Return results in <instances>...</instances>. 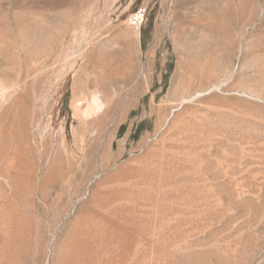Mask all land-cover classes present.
<instances>
[{
  "label": "rangeland",
  "instance_id": "rangeland-1",
  "mask_svg": "<svg viewBox=\"0 0 264 264\" xmlns=\"http://www.w3.org/2000/svg\"><path fill=\"white\" fill-rule=\"evenodd\" d=\"M93 192L90 264H264V0H0V263Z\"/></svg>",
  "mask_w": 264,
  "mask_h": 264
},
{
  "label": "bare ground",
  "instance_id": "bare-ground-1",
  "mask_svg": "<svg viewBox=\"0 0 264 264\" xmlns=\"http://www.w3.org/2000/svg\"><path fill=\"white\" fill-rule=\"evenodd\" d=\"M105 87V86H104ZM103 88H101L102 90ZM106 89V88H105ZM99 90V91H101ZM103 91V90H102ZM101 91V92H102ZM100 92V93H101ZM99 93V94H100ZM97 94V93H96ZM106 95V93H105ZM96 96V95H95ZM102 96V95H100ZM99 98V97H98ZM97 99V98H96ZM95 100V99H94ZM100 100V99H99ZM93 101V100H92ZM104 101V100H103ZM95 102V101H94ZM93 103V102H92ZM95 104H97L96 110L97 108H100V103L98 104L97 101L95 102ZM91 105V104H90ZM90 105H88L87 107H89ZM94 105V104H93ZM92 106V105H91ZM90 106V107H91ZM96 106V105H95ZM94 107V106H93ZM91 109V108H90ZM89 108L87 110H90ZM80 110V109H79ZM78 110V111H79ZM95 110V109H94ZM16 155V154H15ZM97 177V176H96ZM95 177V178H96ZM18 179V178H17ZM107 179V178H106ZM95 180V179H94ZM92 183V182H90ZM109 196V195H108ZM102 197V196H101ZM107 197V196H106ZM99 197L96 196V194L93 192L89 198V202L85 203L84 206L80 209L78 215L74 218V223L72 226V229L69 231L68 235L66 236V240L65 243H63V246L61 247V261L60 264H90V260H86L85 258H83V254L85 255V252L87 251V242L85 241V239H83V228L85 226V223L95 219V213L93 210V205L98 203V202H102L105 201L107 199H102V201H99L98 199ZM104 198V197H103ZM85 200H87V196H82L77 200V203H81L84 202ZM106 202V201H105ZM113 202V201H112ZM90 203V204H89ZM105 206V205H104ZM95 208V207H94ZM16 219V218H15ZM117 222V221H116ZM114 221L112 222H104V225L107 228L108 231V235L107 237H109L110 240V252H109V256H108V260L106 264H116L117 261H115V250H116V245L115 244H119L117 243V238L119 236H121L123 234L122 230L120 229V227L118 226L119 224L116 223ZM90 223V222H89ZM116 223V224H115ZM100 224V223H99ZM118 224V225H117ZM12 227V226H11ZM105 228V229H106ZM10 229V228H9ZM12 229V228H11ZM14 229V228H13ZM86 229V228H85ZM84 229V230H85ZM107 234V232H106ZM90 236V235H89ZM87 237V235L85 236ZM9 238V237H8ZM88 239V238H87ZM86 239V240H87ZM101 239V238H100ZM103 239V238H102ZM93 240V239H92ZM97 240V239H95ZM105 240V239H104ZM11 241V240H10ZM89 241V239H88ZM102 241V240H101ZM1 242V241H0ZM16 242V241H15ZM4 243V242H3ZM94 243V242H93ZM91 244V243H90ZM96 244V243H94ZM107 244V243H106ZM105 244V245H106ZM12 245V244H11ZM102 245V244H100ZM14 246V245H12ZM90 246V245H89ZM95 246V245H94ZM8 247V246H6ZM15 247V246H14ZM97 247V245H96ZM3 248V247H2ZM101 248V247H100ZM8 249V248H7ZM4 252H7L8 250H12L11 247H9V249ZM103 249V248H102ZM2 250V249H1ZM91 250V248H90ZM96 250V249H95ZM93 250V251H95ZM14 251V250H12ZM108 251V250H107ZM119 252V251H118ZM8 253V252H7ZM117 253V252H116ZM13 254V253H12ZM92 254V253H91ZM89 256H92V255ZM101 254V253H100ZM5 255V254H4ZM1 256V254H0ZM9 256V255H8ZM13 256V255H12ZM88 256V258H89ZM117 256V255H116ZM4 257V256H3ZM86 258H87V254H86ZM87 258V259H88ZM92 258V257H91ZM97 258V257H96ZM5 259V258H4ZM8 259V258H7ZM10 259V258H9ZM90 259V258H89ZM7 261V260H6ZM11 261V260H10ZM13 261V260H12ZM0 264H7L4 260L1 261Z\"/></svg>",
  "mask_w": 264,
  "mask_h": 264
},
{
  "label": "built area",
  "instance_id": "built-area-1",
  "mask_svg": "<svg viewBox=\"0 0 264 264\" xmlns=\"http://www.w3.org/2000/svg\"><path fill=\"white\" fill-rule=\"evenodd\" d=\"M147 9V5H142L129 16L128 25L132 30L140 32V29L146 23Z\"/></svg>",
  "mask_w": 264,
  "mask_h": 264
}]
</instances>
